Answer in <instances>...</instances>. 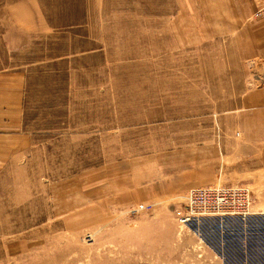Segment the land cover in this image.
Instances as JSON below:
<instances>
[{
    "label": "rangeland",
    "instance_id": "374dc122",
    "mask_svg": "<svg viewBox=\"0 0 264 264\" xmlns=\"http://www.w3.org/2000/svg\"><path fill=\"white\" fill-rule=\"evenodd\" d=\"M249 9L0 0V71L22 75L27 140L19 167L0 172V264H264L243 220L178 222L187 190L161 204L116 200L129 196L121 170L229 135L227 111L256 82L236 33ZM138 203L149 206L131 212Z\"/></svg>",
    "mask_w": 264,
    "mask_h": 264
},
{
    "label": "crops",
    "instance_id": "0c3cea01",
    "mask_svg": "<svg viewBox=\"0 0 264 264\" xmlns=\"http://www.w3.org/2000/svg\"><path fill=\"white\" fill-rule=\"evenodd\" d=\"M234 1H243L251 8L236 33L242 58L255 67L256 82L240 95L236 107L227 111L232 112L235 119L228 129L229 135L157 153L152 159H144L135 170H121L122 176L128 178L124 191L129 196H119L116 200H128L132 202L129 205L148 200L161 201V204L191 187L211 182L245 185L251 191L250 213L243 218L224 219L243 220L249 228L247 234L253 233L256 241H261L262 251L257 252L264 257V14L253 16L256 0ZM21 76L13 70L0 71V172L11 168L13 161L16 168L19 167L18 150L22 144L18 143L27 141L21 126L25 101L19 83ZM106 169L110 171L104 168V173L108 172ZM117 174H113L114 191L119 185L115 180ZM106 188L105 182L99 185L101 192Z\"/></svg>",
    "mask_w": 264,
    "mask_h": 264
},
{
    "label": "built area",
    "instance_id": "2783aa9c",
    "mask_svg": "<svg viewBox=\"0 0 264 264\" xmlns=\"http://www.w3.org/2000/svg\"><path fill=\"white\" fill-rule=\"evenodd\" d=\"M253 16L264 14V0H256ZM149 205L138 203L131 212L144 211ZM178 222L189 223L198 217H240L251 211V191L241 184L209 183L188 189L183 199ZM88 238V236L86 237Z\"/></svg>",
    "mask_w": 264,
    "mask_h": 264
}]
</instances>
